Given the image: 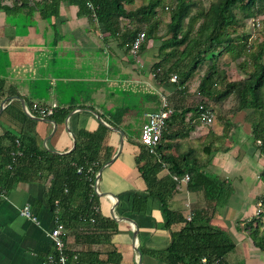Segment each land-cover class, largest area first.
Instances as JSON below:
<instances>
[{
  "label": "crops",
  "instance_id": "0c3cea01",
  "mask_svg": "<svg viewBox=\"0 0 264 264\" xmlns=\"http://www.w3.org/2000/svg\"><path fill=\"white\" fill-rule=\"evenodd\" d=\"M19 1L7 0L2 4L12 7L19 5ZM40 1L29 0V7ZM29 13L25 10L7 15L0 11V79L5 81V92L11 94L9 97L22 99L29 113L36 117L41 116L34 114L33 104L55 103L57 110L70 111L60 123L46 118L54 125L29 117L33 123L21 124L4 113L10 104L13 110L23 112L21 102L12 100L4 104L0 114V134L7 130H31L41 150L66 155L74 149L80 130L94 132L98 128L100 123L94 113L123 133L119 147L120 134L108 129L106 144L113 152L107 162L113 160L101 167L99 195L93 184L98 199L96 213L103 222L94 226L82 221L73 229L63 227L62 240L66 252L71 254L68 264H137L135 245L141 252V264H163L143 250L165 249L171 241L170 232H180L184 222L191 220L207 222L233 242L234 249L224 257V264H264V252L255 246L250 229L246 228L256 218L258 203L263 206L264 202V162L252 163L257 158L253 154L257 146L250 144V130L243 136L242 123L236 119L232 120L233 126L222 130L218 125H205L190 112L182 121L178 115L171 117L166 134L172 137L160 141L170 146L163 155L170 156L169 161L177 157L183 169L196 159L202 175L198 178L199 188H189L195 186L196 180L186 182L181 180L183 176H175L178 181L174 180L167 166L145 181L138 169L144 161L137 165L141 149L145 148L138 136L131 134L133 129L139 135L147 114L160 109L162 95L168 96L172 107H179L181 102L184 107L188 106L184 101L189 99L186 94L194 90L187 89L179 98L173 85H158L152 77L150 44L139 53V61L133 59L130 52L125 53L99 28L93 16H78L77 8L68 2L62 1L58 15L46 20L38 11L28 17ZM23 29L25 33L21 34ZM242 121L247 123L245 117ZM238 135L243 137L239 140ZM155 157L159 158L158 152ZM203 175L216 180L207 182ZM251 178L253 184H246ZM51 180L52 174L43 173L39 179L17 184L0 198V264H40L53 251L48 237L55 225L48 205ZM170 180L176 186L169 190ZM221 183L230 192L218 201L209 193L211 189L217 192ZM153 189L166 200L168 212L175 219L170 230L165 227L167 215L163 207L157 198L149 196ZM24 207L29 208L36 221L22 215ZM104 220H113L115 233L112 224ZM73 256L76 258L72 259Z\"/></svg>",
  "mask_w": 264,
  "mask_h": 264
},
{
  "label": "trees",
  "instance_id": "16d2710c",
  "mask_svg": "<svg viewBox=\"0 0 264 264\" xmlns=\"http://www.w3.org/2000/svg\"><path fill=\"white\" fill-rule=\"evenodd\" d=\"M4 1L0 0V11L7 15L26 10L31 12L28 16L30 17L38 11L44 20L56 17L60 3L68 2L77 8L78 16H93L99 28L112 37L125 53L129 52L133 39L140 32L144 33L145 38L139 53L147 48L150 41H160L157 49L158 60L152 66L154 81L162 86L173 85L179 98L186 93L194 72L210 56L197 88L193 93L186 94L191 105L187 103L188 106L183 107L181 102L179 107H173L172 117L178 115L182 121L188 112L192 117L197 116L199 107L206 105L209 100L217 103L232 97L234 103L228 112L229 119L232 120L240 112L251 111L245 119L250 125L254 142H259L260 154L264 156V40L252 51V42L247 43L246 37L236 31V27L243 26L245 21L254 24L256 17L264 15V0H215L210 2L207 9H202L194 15H191L192 0H176V6L169 13V22L160 33L157 9L162 4L161 0H148L146 4L132 9H127L126 5L134 6L136 0H42L32 7H29V0H20L19 5L15 3L12 7L2 4ZM196 23L197 26L194 27ZM226 46L237 53L233 55L234 59L243 57L240 62V69L245 75L243 79L228 81L224 72L218 69L216 62ZM173 75L176 76V82L171 83L169 79ZM10 95L8 91L5 92V81L0 79V100ZM12 107L13 104L7 105L4 113L21 124L33 123L22 110H13ZM69 111L57 110L49 118L60 123ZM34 114L39 115L36 112ZM231 120L229 125H232ZM21 131L16 133L7 130L0 134V198L19 183L39 179L43 173L52 174L48 205L64 229H73L82 221L99 226V222L103 220L96 213L98 199L93 192V184L96 172L109 160L113 152L106 144L109 130L100 124L94 132L80 130L76 135L75 148L66 155L41 150L35 137L30 134L31 130ZM166 132L167 129L162 135V140L172 137ZM169 147L162 143L157 145L159 158L141 149L137 165L140 160L144 161L142 166H138L142 177L149 181L162 167L167 166L171 176L180 178L187 174L191 182L196 180L195 186L189 187L196 189L198 178L202 177L198 172L200 168L197 167V160L194 159L191 166L183 169L178 164L177 157H172L173 160L169 161L168 157H171L163 155ZM13 153L19 154L14 156ZM208 153L209 151L206 152ZM203 178L207 182L216 180L212 176L203 175ZM175 186L176 183L171 181L169 190ZM229 192L230 188L221 183L217 192L211 189L209 196L214 199L218 197L219 201L221 196L227 197ZM149 196L157 198L163 207V212L167 215L165 227L170 230L169 227L175 219L168 212L166 200L154 192V189L149 191ZM56 209L58 212L55 214ZM104 221L112 224L115 233L116 224L113 220ZM184 223L180 232H170L171 241L165 249L143 250V253L163 264H201L203 257L209 261L221 259L224 264V257L234 249L233 242L224 232L211 227L207 222L197 223L191 220ZM246 225V228L250 229V237L255 246L264 252L262 221L254 218Z\"/></svg>",
  "mask_w": 264,
  "mask_h": 264
},
{
  "label": "rangeland",
  "instance_id": "374dc122",
  "mask_svg": "<svg viewBox=\"0 0 264 264\" xmlns=\"http://www.w3.org/2000/svg\"><path fill=\"white\" fill-rule=\"evenodd\" d=\"M6 1L7 0H5L4 3ZM161 1H162V4L157 9V16H158L157 18L159 19V22H160L159 33L162 32L163 30H165L166 24L169 22V13L176 6V3H177L176 0H161ZM213 1H215V0H192L193 7L191 9V15H194L196 12H198L202 9H207L210 2H213ZM147 2H148V0H136L133 8L138 7L142 4H146ZM198 20H195V21H198ZM186 23H187V19L185 20V24ZM252 24H253V22H252ZM252 24H251V21L250 22L245 21L243 26H237L236 27V31L238 34H243L242 36L246 37L247 43L250 44L252 42V45H253L252 51H255L257 46L259 45V43H261L264 40V15L256 17L254 24L253 25ZM196 26H197V23L194 24V27H196ZM20 33L24 34L25 30L24 29L21 30ZM149 44H150L151 49L149 50L148 54H149V59H150V63H151L150 66L152 67L153 64L155 62H157V60H158L157 59V54H158L157 49L160 45V41H157V42L151 41ZM224 50L225 51L222 52V54L219 56V58L216 62L218 69L220 70V72H224V76L226 77V79L228 81H237V80L243 79L245 77V75H244L243 71L240 69V62H242L243 57H241V58L235 57V59H234L233 55H237V53L235 51H233L231 47L226 46ZM209 59H210V56H208L206 58V61L200 66V68H198L194 72L193 77L188 82V89L189 90L195 91V89L197 88L198 83H199L208 63H209V61H208ZM262 61L264 63V55L262 57ZM249 70H250V68H249ZM187 99L188 98H186L184 101L188 102V104L191 105L190 99H188V100ZM233 103H234V100L232 97H228V98L223 99L217 103L210 101V100L207 102V107L212 110L213 115H214L213 123H211L213 126L218 125V126H220V128H222V130H224V128L229 125V121L231 119H229L230 116L228 115V112H229L231 106L233 105ZM250 113H251V111L246 110V111L238 113L235 116V118H232V120L236 119L237 121L242 123L240 132H242L243 136L245 134H247V131H249L250 129H249V126L247 125V123L242 121V119H243V117L249 115ZM145 120H146V118H145ZM213 126L210 127L209 129H212ZM232 126H233V124H232ZM131 134L136 135L139 138V135L135 131V129H133ZM242 135L241 136L238 135L239 140L241 139V137H243ZM249 140H250V144L253 147L255 145L257 146V150L254 151V153H253L254 157L257 156V158H254L252 163L254 162V164L260 165L261 162H264V156H262L260 154V151L258 149L259 148V142H254L252 135H251V137H249ZM222 141H223V139H222ZM223 143H225V142H223ZM246 160H247V158H246ZM247 180L248 181L246 182V184H248V185L253 184L252 178H251V182H250V179H247ZM262 204H263V206H260L259 209H257V208L255 209V216H256V218H258V221H262L263 225L261 227V230L264 232V202H262Z\"/></svg>",
  "mask_w": 264,
  "mask_h": 264
},
{
  "label": "built area",
  "instance_id": "2783aa9c",
  "mask_svg": "<svg viewBox=\"0 0 264 264\" xmlns=\"http://www.w3.org/2000/svg\"><path fill=\"white\" fill-rule=\"evenodd\" d=\"M144 33L140 32L133 39L131 43V48L129 50L130 55L133 59L138 60L139 57V48L141 47L144 41ZM155 74L152 73V77L154 78ZM170 82H176V76L173 75L170 77ZM32 109L39 114L41 117L49 118L58 109L57 104L52 103L50 105L45 104H33ZM174 114V109L169 102L167 95H162L161 97V107L158 111L151 112L147 114L146 121L142 124L139 132V143L145 148V150L151 155H157V145L160 143L162 139L163 133L166 131L167 122ZM198 117L203 121L205 125H210L213 121V112L207 106H200ZM19 153H13L12 155H17ZM78 172L80 169L77 170ZM174 180L178 181L177 177H173ZM183 181H188L189 176L185 175L181 178ZM58 202L56 201L55 204ZM261 203H258V208H260ZM58 212L56 209L55 214ZM22 215L27 217L32 221H36V218L32 216L28 207H24L22 211ZM63 236V226L59 223L57 217L55 216V225L48 233V237L53 245V251L48 254L40 264H68L69 255L65 250V245L62 240ZM76 256H73L72 259H75ZM201 264H222L221 259H212L207 260L205 257L201 259Z\"/></svg>",
  "mask_w": 264,
  "mask_h": 264
},
{
  "label": "water",
  "instance_id": "95a60500",
  "mask_svg": "<svg viewBox=\"0 0 264 264\" xmlns=\"http://www.w3.org/2000/svg\"><path fill=\"white\" fill-rule=\"evenodd\" d=\"M12 100H19V101L21 102L23 112H24V114H25L27 117H29V118H31V119H34V120H41V121H45V122H51L53 125L55 124V122L52 121V120H49V119H46V118H42V117H36V116L30 114L29 111L26 109L23 100L20 99V98L17 97V96L8 97V98L4 99V100L1 102V104H0V114H1V112H2V110H3V106H4V104L7 103V102H10V101H12ZM93 113H94V112H93ZM94 116H95V118L98 120V122H99L102 126H104V127H106L107 129L113 130V131H115V132H117V133L120 134L121 139H120V142H119V147H121V146H122V142H123V133H122L120 130H118L117 128H113V127H110L109 125H107V124H106V123H105V122H104V121H103L98 115H96L95 113H94ZM73 147L75 148V140H74V143H73ZM118 151H119V150H118ZM112 160H113V158H112ZM112 160H110L109 162H107V164H109ZM107 164H104V166L107 165ZM102 169H103V168H100V170L98 171V174L96 175L95 183H94V191H95V193L98 194V195H99V192L97 191V181H98V179H99V175H100ZM112 197H113V196H112ZM114 219H115V218H114ZM120 220H123V218H121ZM134 238H135V234H134V237H133V241H134ZM134 250H135V252H136V254H137V257H138L137 264H141V252H140V250L138 249V247H137L136 245L134 246Z\"/></svg>",
  "mask_w": 264,
  "mask_h": 264
}]
</instances>
